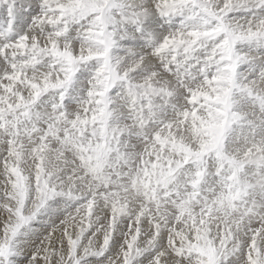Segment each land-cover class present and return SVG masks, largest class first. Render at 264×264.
Returning <instances> with one entry per match:
<instances>
[{
	"label": "snow or ice",
	"instance_id": "obj_1",
	"mask_svg": "<svg viewBox=\"0 0 264 264\" xmlns=\"http://www.w3.org/2000/svg\"><path fill=\"white\" fill-rule=\"evenodd\" d=\"M0 264H264V0H0Z\"/></svg>",
	"mask_w": 264,
	"mask_h": 264
}]
</instances>
